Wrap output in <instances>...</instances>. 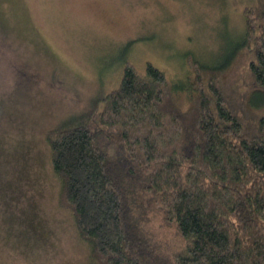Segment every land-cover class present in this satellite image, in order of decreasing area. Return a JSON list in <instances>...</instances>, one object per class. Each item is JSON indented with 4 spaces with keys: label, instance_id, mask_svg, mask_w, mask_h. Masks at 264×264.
Returning <instances> with one entry per match:
<instances>
[{
    "label": "trees",
    "instance_id": "1",
    "mask_svg": "<svg viewBox=\"0 0 264 264\" xmlns=\"http://www.w3.org/2000/svg\"><path fill=\"white\" fill-rule=\"evenodd\" d=\"M246 13L244 35L227 41L217 64L191 62L204 81L170 80L150 62L140 73L121 59L97 125L75 122L48 136L60 200L94 263L264 264V116L246 122L215 78L247 45L245 105L264 110V10ZM151 211L174 225L180 250L154 240Z\"/></svg>",
    "mask_w": 264,
    "mask_h": 264
},
{
    "label": "rangeland",
    "instance_id": "2",
    "mask_svg": "<svg viewBox=\"0 0 264 264\" xmlns=\"http://www.w3.org/2000/svg\"><path fill=\"white\" fill-rule=\"evenodd\" d=\"M262 9L264 0H0V264H96L60 200L48 136L97 125L121 59L140 73L150 62L170 80L204 81L191 62L217 64L227 41L244 35L246 12ZM251 58L246 45L215 78L252 124L264 110L245 105ZM148 219L162 250L183 247L160 213Z\"/></svg>",
    "mask_w": 264,
    "mask_h": 264
}]
</instances>
